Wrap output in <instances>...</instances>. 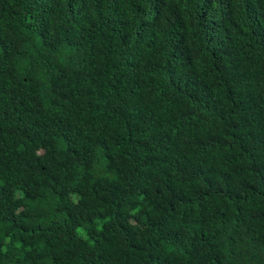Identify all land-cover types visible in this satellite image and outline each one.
I'll return each mask as SVG.
<instances>
[{"label":"trees","instance_id":"obj_1","mask_svg":"<svg viewBox=\"0 0 264 264\" xmlns=\"http://www.w3.org/2000/svg\"><path fill=\"white\" fill-rule=\"evenodd\" d=\"M0 264H264V0H0Z\"/></svg>","mask_w":264,"mask_h":264}]
</instances>
